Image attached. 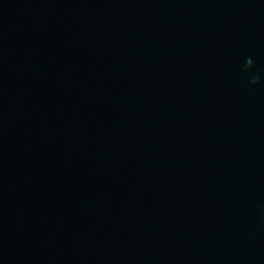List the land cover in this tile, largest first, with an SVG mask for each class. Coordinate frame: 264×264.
I'll list each match as a JSON object with an SVG mask.
<instances>
[{
  "label": "water",
  "instance_id": "1",
  "mask_svg": "<svg viewBox=\"0 0 264 264\" xmlns=\"http://www.w3.org/2000/svg\"><path fill=\"white\" fill-rule=\"evenodd\" d=\"M0 264H264V0H0Z\"/></svg>",
  "mask_w": 264,
  "mask_h": 264
}]
</instances>
